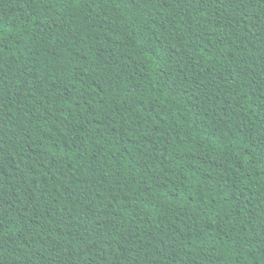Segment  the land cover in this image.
<instances>
[{"label": "trees", "instance_id": "obj_1", "mask_svg": "<svg viewBox=\"0 0 264 264\" xmlns=\"http://www.w3.org/2000/svg\"><path fill=\"white\" fill-rule=\"evenodd\" d=\"M0 264H264V0H0Z\"/></svg>", "mask_w": 264, "mask_h": 264}]
</instances>
